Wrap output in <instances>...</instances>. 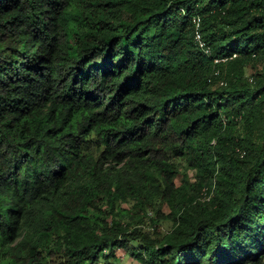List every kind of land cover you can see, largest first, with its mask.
<instances>
[{"label":"trees","instance_id":"16d2710c","mask_svg":"<svg viewBox=\"0 0 264 264\" xmlns=\"http://www.w3.org/2000/svg\"><path fill=\"white\" fill-rule=\"evenodd\" d=\"M120 251L264 264V0H0V264Z\"/></svg>","mask_w":264,"mask_h":264},{"label":"rangeland","instance_id":"374dc122","mask_svg":"<svg viewBox=\"0 0 264 264\" xmlns=\"http://www.w3.org/2000/svg\"><path fill=\"white\" fill-rule=\"evenodd\" d=\"M256 71V69L254 68H250L248 70V76H250L251 78L253 77L254 72ZM182 177L180 176L179 179L177 180L178 184L180 185V181H181ZM165 213H168L165 211ZM156 214L151 211L148 214V218H147V224L145 225V229H152V225H151V218H155ZM172 228V224L170 222H162L161 223V229L162 232L164 234L168 233ZM118 258H119V263L118 264H141L139 263L137 260H135L134 258H132L130 255L120 251L118 252Z\"/></svg>","mask_w":264,"mask_h":264},{"label":"built area","instance_id":"2783aa9c","mask_svg":"<svg viewBox=\"0 0 264 264\" xmlns=\"http://www.w3.org/2000/svg\"><path fill=\"white\" fill-rule=\"evenodd\" d=\"M193 23H194V26L196 28V42H197V44L199 45V47L201 49H203V51H205V53L209 54L210 49L207 48L206 43L204 42V39H203V35L201 33V25H202L201 18L196 17L194 19ZM225 61H226L225 59L216 60L217 63L225 62Z\"/></svg>","mask_w":264,"mask_h":264}]
</instances>
